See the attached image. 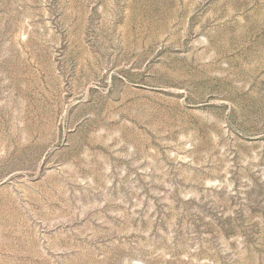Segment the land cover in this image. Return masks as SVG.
<instances>
[{"label":"rangeland","instance_id":"obj_1","mask_svg":"<svg viewBox=\"0 0 264 264\" xmlns=\"http://www.w3.org/2000/svg\"><path fill=\"white\" fill-rule=\"evenodd\" d=\"M0 264H264V0H0Z\"/></svg>","mask_w":264,"mask_h":264}]
</instances>
